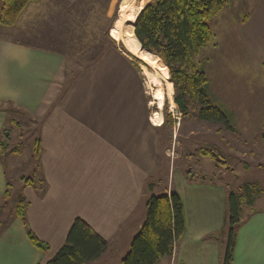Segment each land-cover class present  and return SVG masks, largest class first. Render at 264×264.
<instances>
[{"label": "crops", "instance_id": "0c3cea01", "mask_svg": "<svg viewBox=\"0 0 264 264\" xmlns=\"http://www.w3.org/2000/svg\"><path fill=\"white\" fill-rule=\"evenodd\" d=\"M35 3L27 4L20 16H30ZM25 27L0 26V154L17 169L21 152L18 147L8 149L6 140L18 133L17 143L24 148L22 140L29 139L34 181L25 185L19 175V184L12 187L0 159V264H46L76 218L107 244L88 264H109L110 252L121 264L144 222L147 200L157 196L156 186L148 184L161 173L165 189L157 192L178 195L184 231L172 255L156 264H221L228 192L178 168L187 153L185 147L180 151L176 123L162 133L164 124L152 122L145 78L129 56L111 48L74 74L62 51L37 45L26 34L34 28ZM6 29L8 34L2 35ZM224 113L231 132L241 138L262 130L263 108ZM16 114L33 127L22 126L21 132L11 118ZM192 134L189 129L187 135ZM13 189L17 201L9 211L4 200ZM18 202L24 205L28 229L48 245L47 251L29 241L26 225L15 213ZM230 264H264V205L246 213L235 226Z\"/></svg>", "mask_w": 264, "mask_h": 264}, {"label": "rangeland", "instance_id": "374dc122", "mask_svg": "<svg viewBox=\"0 0 264 264\" xmlns=\"http://www.w3.org/2000/svg\"><path fill=\"white\" fill-rule=\"evenodd\" d=\"M151 1L40 0V2L37 1L31 5L33 10L30 16L19 15L13 26L19 28L27 26L24 29L29 27L36 31L39 30L35 32L34 29H31V33L26 34L37 45L62 51L66 67L70 69V72H77L82 67L91 64L108 49L114 48L122 51L129 56L135 68H138L145 78L146 92H148L152 106L151 113L160 111L162 115H166L171 113L167 98L164 99L161 109H158L152 100L154 88L148 86L145 72H148L149 76L155 77L163 86H165L164 79L169 81L168 72L167 77L164 78L161 71L153 70L132 55L122 41L129 31V27L132 26L125 18L123 19L125 12L122 3H127V9L131 12L135 11L139 5H146ZM42 14L43 16H39ZM121 18L122 24L115 31L117 35L113 36L116 24ZM210 26L212 39L194 58V62L196 67L206 75L207 83L204 89L211 102L230 115L235 110L247 107L264 109V68L262 66L264 63V0H226L224 9L210 21ZM7 30L9 29H6L2 35H7ZM163 93L166 96V91ZM175 108L177 109L176 106ZM172 114L174 116L175 111ZM11 118L18 122L19 129L22 126L29 129L33 127V124L22 115L16 114ZM181 118L174 120L170 115L172 122L176 123L178 142L182 143L180 151H184L182 148L185 147L187 153L184 160L180 161L178 168L186 170V172L189 171L195 179L204 176L206 180L222 185L228 195L233 193L241 204L238 212L239 220L245 217L249 211L264 205L262 130L248 134L249 136L245 138L246 141L243 137L241 138L240 134L229 130L223 129L217 132L220 127L218 124L198 118L196 104H193L189 112ZM168 128V125H164L162 133H165ZM189 129L193 131L191 136L187 135ZM20 131L23 132V129L21 128ZM23 134L21 133V135ZM10 137L12 138L10 141L6 140L8 149L18 147L21 152L18 157L21 165L13 170L4 154H0V159L5 162L9 183L15 187L19 184V178L16 179V176L31 177L33 161L29 154L31 152L30 140H22L24 148H20L21 145L17 143L18 133H11ZM199 148L214 152L219 160L225 162V165L214 162L208 156L200 155L196 152ZM12 149L11 151H13ZM166 160L168 161V159ZM160 175L157 181L148 184L156 186L157 195H159L158 192L165 189L163 178H160ZM164 181L166 180L164 179ZM17 190H19L18 186ZM17 195L13 189L11 196L4 200L7 210H13ZM227 231L228 226L221 234L224 241H226ZM127 252L122 254V258ZM108 254L111 255L107 263L116 264L114 254L111 252Z\"/></svg>", "mask_w": 264, "mask_h": 264}, {"label": "trees", "instance_id": "16d2710c", "mask_svg": "<svg viewBox=\"0 0 264 264\" xmlns=\"http://www.w3.org/2000/svg\"><path fill=\"white\" fill-rule=\"evenodd\" d=\"M39 0H0V25L13 26L21 12L32 2ZM226 0H152L137 14L133 35L144 51L152 53L165 66L172 85L173 102L184 117L193 104L198 106V118L214 122L217 132L232 130L226 114L214 105L204 86L205 73L195 65L194 58L212 39L210 21L225 7ZM140 61V60H139ZM264 68V63H263ZM80 70L75 72L77 74ZM70 80L66 82V87ZM164 125L173 128L170 115H164ZM264 152V118L261 133ZM2 147L4 144H1ZM214 162L224 164L217 155L207 149L196 150ZM33 157H39L38 141L33 144ZM204 179V176H203ZM23 184L32 183L33 177H21ZM41 183V181H40ZM8 197L5 192L4 199ZM240 201L233 193L227 197L225 225L228 226L221 264H230L234 245L235 226L239 223ZM23 204L18 202L15 213L25 223ZM26 225V223H25ZM31 244L45 252L48 245L38 240L28 229ZM184 231V214L181 201L174 192L151 196L145 204L144 222L133 237L129 250L121 264H156L172 255L174 245ZM106 241L80 218L72 222L65 241L46 264H88L98 259L106 250Z\"/></svg>", "mask_w": 264, "mask_h": 264}, {"label": "bare ground", "instance_id": "6f19581e", "mask_svg": "<svg viewBox=\"0 0 264 264\" xmlns=\"http://www.w3.org/2000/svg\"><path fill=\"white\" fill-rule=\"evenodd\" d=\"M126 4L122 3V5L124 7V12H125L124 13L125 17H123V19L125 18L126 21H128L129 23L134 22L135 19H136L137 14L139 13L141 8L145 4L139 5L135 9V11L133 10L131 12H130V10L127 9V5ZM121 24H122V18L120 20H118V22L116 24V27H115V30L113 31V36L117 35V34H115V31L118 30V27H120ZM122 35H124V34H122ZM122 41H124L127 50L132 55H134L137 58H139L141 61L146 63L148 66H150L153 70L161 71L163 73V75H164V78L167 77L166 76L167 75V70H166L165 66L162 64V62L160 61V59L157 58L156 56L150 54V52L148 53V52L144 51L140 47L138 41L135 39V37L133 35V26L129 27V31H127V34H126V36L123 37ZM145 74L147 76V84H148V86H150L151 88H154V90L152 92V100L156 101L157 108L161 109L164 99L167 98V101H168V104H169V108H170V112H174L176 108H175V105L173 103V98H172V85L169 83V81H166L164 79L165 86H163V85H161L160 81H158L155 77L149 76L148 72H145ZM164 87L166 88V90H165ZM163 91H166V96L163 93ZM153 115L154 116H152V122L154 124H156V125L162 124V114L160 113V111L153 112Z\"/></svg>", "mask_w": 264, "mask_h": 264}, {"label": "built area", "instance_id": "2783aa9c", "mask_svg": "<svg viewBox=\"0 0 264 264\" xmlns=\"http://www.w3.org/2000/svg\"><path fill=\"white\" fill-rule=\"evenodd\" d=\"M171 116L173 117V119H177L180 117V113L177 111V109H175V115L173 116L172 112H171Z\"/></svg>", "mask_w": 264, "mask_h": 264}, {"label": "water", "instance_id": "95a60500", "mask_svg": "<svg viewBox=\"0 0 264 264\" xmlns=\"http://www.w3.org/2000/svg\"><path fill=\"white\" fill-rule=\"evenodd\" d=\"M129 25H132L134 27V22L129 23ZM142 48V47H141ZM143 49V48H142ZM144 50V49H143ZM148 52V51H147ZM7 135V134H6ZM189 177L191 178V175H189Z\"/></svg>", "mask_w": 264, "mask_h": 264}]
</instances>
